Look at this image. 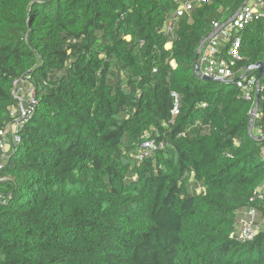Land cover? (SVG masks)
<instances>
[{
	"label": "trees",
	"instance_id": "1",
	"mask_svg": "<svg viewBox=\"0 0 264 264\" xmlns=\"http://www.w3.org/2000/svg\"><path fill=\"white\" fill-rule=\"evenodd\" d=\"M179 1L0 0V131L15 82L35 100L0 150V264H264V231L234 236L240 211L264 216L249 202L264 194V72L249 136L255 99L193 69L245 0L196 6L169 36ZM240 38L238 67L264 66V20ZM146 140L163 146L140 161Z\"/></svg>",
	"mask_w": 264,
	"mask_h": 264
},
{
	"label": "built area",
	"instance_id": "2",
	"mask_svg": "<svg viewBox=\"0 0 264 264\" xmlns=\"http://www.w3.org/2000/svg\"><path fill=\"white\" fill-rule=\"evenodd\" d=\"M208 2L209 0H180L174 14L167 18L164 23L163 31L165 34L172 36L176 23L181 17L189 15L196 6ZM258 19L264 20V0H248L245 6L229 20L211 22V32L202 42L203 45L198 57L199 75L222 79L226 83L234 84L245 101L255 99L257 78L256 76L248 75L249 71L244 67H238V64L243 61L240 54L242 44L240 32ZM168 45L170 47L171 43L169 42ZM24 85L27 87V93L22 94L21 88ZM12 95L17 100L18 105L11 113V116L15 117L14 122L8 125L7 130L0 131V150L3 154L9 150L6 143L7 133L11 135L12 141H18L15 133L19 121L29 117L35 106L33 90L31 86L23 81L14 83ZM172 97L175 100L172 111L174 115L177 113V96L173 94ZM255 118H259L257 112ZM255 135L258 139L264 140V118L261 119V124L255 129ZM162 146V143L157 145L154 140L142 142L138 148L137 159L141 161L157 148H162ZM1 168L2 163L0 162ZM255 200L264 201V194L261 189L253 193L249 202H254ZM238 215L234 236L241 243L252 241L259 232L264 231V228L255 227L257 217L264 223V216H259L254 209H245L240 211Z\"/></svg>",
	"mask_w": 264,
	"mask_h": 264
},
{
	"label": "water",
	"instance_id": "3",
	"mask_svg": "<svg viewBox=\"0 0 264 264\" xmlns=\"http://www.w3.org/2000/svg\"><path fill=\"white\" fill-rule=\"evenodd\" d=\"M247 2H248V0H245L243 2V4L241 5V7L239 8V10H241ZM202 45H203V43H201L200 46L198 47L197 52H196L195 57H194V63H193L194 74L200 80L205 81V82L223 83L224 81L222 79L209 78V77H205V76L198 74V57H199V53H200ZM247 71H249V72L256 71V78H257V90H256V95H255V104H254V107L250 113L249 124H248V135L252 136L254 117H255V114L258 110V104L260 101V85H259V82H260V78L264 72V66L262 63L259 62V63H256L254 65L248 66Z\"/></svg>",
	"mask_w": 264,
	"mask_h": 264
},
{
	"label": "rangeland",
	"instance_id": "4",
	"mask_svg": "<svg viewBox=\"0 0 264 264\" xmlns=\"http://www.w3.org/2000/svg\"><path fill=\"white\" fill-rule=\"evenodd\" d=\"M168 46V48H169V45H167ZM113 81H112V79H110V83H112ZM22 94H25V93H27V87L24 85L22 88ZM9 138H6V143H7V145H9V150H10V142H9ZM11 142H12V140H10ZM8 150V151H9ZM8 152H6L5 154H7ZM135 158H137V155H135ZM190 189H191V191H194L195 193H197V194H199L201 191H202V189L201 188H194V182L193 181H191V183H190ZM258 220V221H257ZM255 227L256 228H264V223H262L261 222V219L259 218L258 219V217H257V219H256V222H255Z\"/></svg>",
	"mask_w": 264,
	"mask_h": 264
},
{
	"label": "crops",
	"instance_id": "5",
	"mask_svg": "<svg viewBox=\"0 0 264 264\" xmlns=\"http://www.w3.org/2000/svg\"><path fill=\"white\" fill-rule=\"evenodd\" d=\"M7 149H9V145H7Z\"/></svg>",
	"mask_w": 264,
	"mask_h": 264
}]
</instances>
